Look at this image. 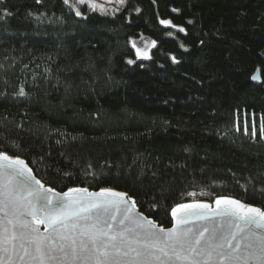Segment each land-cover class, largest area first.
<instances>
[{"label": "trees", "instance_id": "1", "mask_svg": "<svg viewBox=\"0 0 264 264\" xmlns=\"http://www.w3.org/2000/svg\"><path fill=\"white\" fill-rule=\"evenodd\" d=\"M141 32L157 46L129 65ZM244 112L264 115V0H127L81 16L63 0H0V145L52 187L125 190L165 226L185 200L264 208V140L235 130Z\"/></svg>", "mask_w": 264, "mask_h": 264}, {"label": "snow or ice", "instance_id": "2", "mask_svg": "<svg viewBox=\"0 0 264 264\" xmlns=\"http://www.w3.org/2000/svg\"><path fill=\"white\" fill-rule=\"evenodd\" d=\"M126 2L63 0L76 16L82 15L77 5L107 13L106 5L123 7ZM5 13L11 15L7 9ZM159 23L186 32L171 19ZM128 44L135 55L127 60L132 65L151 59L157 41L141 34L139 40L129 37ZM171 59L178 62L175 56ZM260 74L257 68L251 79L260 80ZM18 95H26L24 87ZM234 127L253 140H264V116L257 122L253 114L249 122L246 115ZM156 210L153 204L146 215L136 199L113 188L57 191L38 179L28 162L0 145V264H264V208L225 195L211 202H180L167 212L170 226L152 218Z\"/></svg>", "mask_w": 264, "mask_h": 264}, {"label": "rangeland", "instance_id": "3", "mask_svg": "<svg viewBox=\"0 0 264 264\" xmlns=\"http://www.w3.org/2000/svg\"><path fill=\"white\" fill-rule=\"evenodd\" d=\"M70 2H71V3H75V0H70ZM97 2H98V3H104L105 0H97ZM77 7H78L79 10L81 11L82 15L86 14V8H89V7H87V6H86V8H85V7H83V5H77ZM106 7H108V9H109L108 12H111V13L114 12V11H112V9H113L114 7H118V8H120L119 5H106ZM97 11H99V10H97ZM99 12H100V11H99ZM166 19H169V18H166ZM173 23H174V22H173ZM141 34H143V36L146 37V38L149 39V40H154V38H153L150 34H148V33H144V32H141V33H139V34H135V35H131V36H129V37H133V38L139 40V37H140ZM150 55H152L151 52H150ZM171 55H172V56H175L173 52L171 53ZM129 58H131V59H135V55H134V56H129L128 59H129ZM253 114H255V113H253V112L245 113V112H244V113L242 114V121H243V119L245 118V116L247 115V117H248V119H249V122H251V119H252ZM261 116H264V115L261 114V113H259V114H257V115L255 114V117L257 118V122H259V117H261Z\"/></svg>", "mask_w": 264, "mask_h": 264}, {"label": "water", "instance_id": "4", "mask_svg": "<svg viewBox=\"0 0 264 264\" xmlns=\"http://www.w3.org/2000/svg\"><path fill=\"white\" fill-rule=\"evenodd\" d=\"M255 71H256V69H255ZM255 73V72H254ZM253 73V74H254ZM252 74V75H253ZM261 81V78H260V80H258L257 82H260ZM21 157V156H20ZM22 159H24L26 162H27V160H26V158L25 157H21ZM29 164V163H28ZM30 166V165H29ZM31 167V166H30ZM32 168V167H31ZM33 169V168H32ZM33 173L35 174V172H34V169H33ZM36 175V174H35ZM37 176V175H36ZM37 178L38 179H41L39 176H37ZM46 184V183H45ZM46 185H48V184H46ZM48 186H50V185H48ZM70 187H86V188H88L90 191H98L100 188H113L114 190H116V191H120V192H126L125 190H122V189H117V188H114V187H111V186H109V187H107V186H101V187H98V188H92V187H90V186H84V185H77V186H68V187H66L65 189H63V190H60V189H57L56 187V190L57 191H66L67 190V188H70ZM128 193V192H127ZM129 195H130V193H128ZM130 196H132V195H130ZM217 196H219V195H217ZM225 196H230V197H232V198H234V199H238V198H236V197H234V196H231V195H225ZM133 198H134V196H132ZM135 199V198H134ZM193 200H202V201H205V202H211V200H209V199H207V200H205V199H200V198H196V199H191V200H185V202H192ZM238 200H241L243 203H246L244 200H242V199H238ZM246 204H248V203H246ZM251 205H253V206H256V207H259L258 205H256V204H252V203H250ZM262 208V207H261ZM147 215V214H146ZM41 230H43V229H41Z\"/></svg>", "mask_w": 264, "mask_h": 264}]
</instances>
